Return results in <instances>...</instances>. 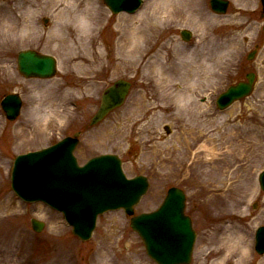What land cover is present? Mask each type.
Segmentation results:
<instances>
[{"label": "rangeland", "instance_id": "1", "mask_svg": "<svg viewBox=\"0 0 264 264\" xmlns=\"http://www.w3.org/2000/svg\"><path fill=\"white\" fill-rule=\"evenodd\" d=\"M209 1L193 2L204 17L185 15V21L179 13L183 0H144L134 14H112L104 0H97L103 19L84 35L76 30L79 15L63 11L64 0H0V264H156L123 210L100 215L93 236L83 241L62 213L42 202L26 203L13 192L11 171L17 155L78 130L82 134L75 153L81 164L113 153L121 157L128 177L149 178V190L136 214L158 208L172 186L185 191L186 213L197 232L190 264L264 263V254L255 250L256 229L264 225V190L259 183L264 170L263 7L261 0H229L226 13L217 14ZM174 5L179 6L177 18L171 17ZM182 29L192 32L189 41L183 40ZM201 33L215 42V56L212 51L207 64L211 80L194 89L187 106L180 98L183 94L162 100L163 88L173 93L184 84L160 85L151 72V57L158 53L160 62L167 57L178 61L194 50ZM128 35L140 39L139 52L122 47ZM27 48L55 56L56 75L23 76L17 59ZM201 50L209 56L207 45ZM248 72L257 75L252 94L219 110L218 95ZM118 79L132 83L125 103L90 127L102 92ZM12 92L23 98L14 121L6 118L1 106L3 96ZM165 105L170 107L164 109ZM259 142L262 146L254 154L251 146ZM236 144L240 148L233 185L241 181L242 191L206 174L209 163L220 165ZM212 147L214 159L208 155ZM32 218L45 222L41 232L34 231ZM232 230L247 237L249 248L239 243L244 258L232 254Z\"/></svg>", "mask_w": 264, "mask_h": 264}, {"label": "water", "instance_id": "2", "mask_svg": "<svg viewBox=\"0 0 264 264\" xmlns=\"http://www.w3.org/2000/svg\"><path fill=\"white\" fill-rule=\"evenodd\" d=\"M110 9L134 12L142 0H105ZM214 11L225 13L228 0H211ZM264 5V0H262ZM184 39L190 33L182 31ZM255 52L249 54V59ZM19 69L26 76L52 77L56 73V59L33 50L22 51ZM255 73L246 75V81L231 85L223 92L217 104L220 109L248 96L254 86ZM131 87L126 80H118L108 87L101 105L90 125L102 121L110 111L121 106ZM3 109L10 120L20 114L22 100L17 94H8L2 100ZM80 132L65 137L54 145L17 156L12 172V188L25 201H44L63 212L65 220L82 240L92 237L98 216L106 211L124 209L134 214V207L148 191V178L138 175L128 178L122 160L115 154H102L80 165L74 150ZM264 189V171L259 175ZM185 194L177 187L169 189L162 205L150 213L133 216L131 226L144 239L148 254L158 264H189L196 233L189 216L184 213ZM33 228L41 231L44 223L32 219ZM256 249L264 253V226L256 231Z\"/></svg>", "mask_w": 264, "mask_h": 264}, {"label": "bare ground", "instance_id": "3", "mask_svg": "<svg viewBox=\"0 0 264 264\" xmlns=\"http://www.w3.org/2000/svg\"><path fill=\"white\" fill-rule=\"evenodd\" d=\"M67 2L65 5L64 12L70 15H79L78 17V24H76V30L79 32L81 31L84 35L88 34L92 29L93 25H97L98 22H101L103 19V9L102 6H96L97 0H87L86 2H79V1H71V0H64ZM198 0H183V4L179 9L180 17L184 18L183 20L187 21L188 18L190 19L194 15L201 16L200 18L204 17V13L202 15V11L197 10L196 4L193 2H197ZM254 0H248L249 3L253 2ZM179 6L174 5L173 7V14L171 15L172 18H177L178 14L176 11L178 10ZM201 9V8H200ZM185 15H187L185 17ZM70 25L67 23V27ZM156 28V26L154 27ZM154 30H157L154 29ZM136 32V31H135ZM90 35V34H89ZM134 37V36H133ZM133 37L129 35L126 36L125 42L123 43L122 47L126 49L127 52H139L140 51V39L137 37L135 40H132ZM142 38H146L143 35ZM95 43V42H94ZM209 49V56L206 57V52L202 51V47L206 46ZM127 47L129 48L127 50ZM201 48L200 50H196V48ZM215 42L210 41L207 36L200 35V38L192 52L185 55H180L178 61L176 58L172 60V58L167 57L166 61L160 62L159 61V54L152 56L153 58L150 62V68L152 73H156L158 77V82L160 85L163 83L165 84L166 88L171 86H177L178 84H184L178 90H174L173 93H168L166 89H162L161 97L162 100L170 101L174 97L179 94H183L180 98H185L186 106L188 105V101L191 100L193 93L195 92L194 89H200V85L204 86L205 80H211V74H209V69L207 67L208 61L212 58V51L214 52ZM218 48V46H217ZM216 51V50H215ZM99 55V53L97 52ZM215 56V52L213 53ZM99 57V56H98ZM158 57V58H157ZM86 59H84L85 61ZM91 61L88 59L87 62ZM86 62V63H87ZM92 62H94L92 60ZM206 69V70H205ZM176 81V82H175ZM180 81V82H178ZM162 83V84H161ZM203 83V84H201ZM170 106L165 105L164 109L169 108ZM189 107V106H188ZM209 140V139H208ZM210 141V140H209ZM207 142V141H206ZM262 146L261 142L256 143L253 147L251 146V151L254 150V154L256 153V148ZM204 149L206 148V144H204ZM202 147V149H203ZM191 148V147H190ZM240 148V144H236L235 147L231 150V152H227L223 157L224 161L220 163V165H212L209 163V170L206 172L207 176L212 178L213 181H217L222 185L227 186L228 188H236L239 191H242L241 181H239L236 186L233 184L235 183L233 180V175L235 173L233 165L238 157V149ZM246 150V149H245ZM264 156V150H263ZM199 153L196 154L198 156ZM208 155L212 157V159L216 156V149L212 147L208 151ZM241 156V155H239ZM195 161H193L194 163ZM252 168L251 165L247 167V169ZM247 237H243L242 234L238 235L237 232L234 230L231 231L228 237L229 246L233 249L232 254L238 253L241 255L242 258L245 257L244 254V247L249 248ZM239 243L243 244V248H240ZM241 251V252H240Z\"/></svg>", "mask_w": 264, "mask_h": 264}]
</instances>
